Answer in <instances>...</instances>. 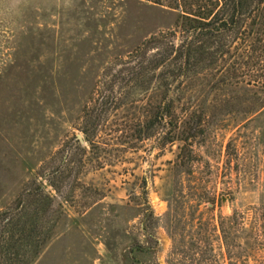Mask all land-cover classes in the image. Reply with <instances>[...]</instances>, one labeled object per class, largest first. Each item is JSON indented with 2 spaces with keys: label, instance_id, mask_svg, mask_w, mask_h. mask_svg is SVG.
<instances>
[{
  "label": "rangeland",
  "instance_id": "rangeland-1",
  "mask_svg": "<svg viewBox=\"0 0 264 264\" xmlns=\"http://www.w3.org/2000/svg\"><path fill=\"white\" fill-rule=\"evenodd\" d=\"M178 16L145 0H0V210L37 186L54 201L32 264H264V73L225 58L227 85L220 62L183 82L179 140L132 135L159 94L124 85L131 54ZM110 91L121 105L100 112L92 149L84 110Z\"/></svg>",
  "mask_w": 264,
  "mask_h": 264
},
{
  "label": "trees",
  "instance_id": "trees-1",
  "mask_svg": "<svg viewBox=\"0 0 264 264\" xmlns=\"http://www.w3.org/2000/svg\"><path fill=\"white\" fill-rule=\"evenodd\" d=\"M145 1L179 15L173 31L150 37L131 54L135 64L128 66L130 75L124 80V85L131 83L139 94L151 90L159 94L157 104L131 131L137 141L154 138L163 147L180 139L173 107L190 75L202 74L220 62L217 71L223 75L216 85L225 86L231 72L225 58L232 56H240L247 67L264 73V0ZM94 101L93 107L84 110L79 129L92 149L97 147L100 112L121 105L112 91L100 93ZM183 133L188 135L184 141L195 137ZM52 206L54 201L42 196V187L37 186L25 189L13 206L0 210V264H32L38 258L50 238L49 230L43 229V218ZM229 220L235 222L236 216Z\"/></svg>",
  "mask_w": 264,
  "mask_h": 264
}]
</instances>
